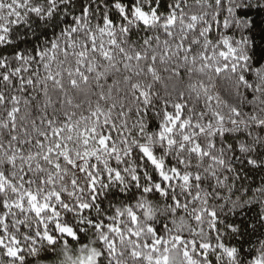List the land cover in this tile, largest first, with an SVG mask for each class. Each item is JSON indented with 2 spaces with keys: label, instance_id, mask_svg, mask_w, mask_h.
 <instances>
[{
  "label": "snow or ice",
  "instance_id": "obj_1",
  "mask_svg": "<svg viewBox=\"0 0 264 264\" xmlns=\"http://www.w3.org/2000/svg\"><path fill=\"white\" fill-rule=\"evenodd\" d=\"M0 264H264V0H0Z\"/></svg>",
  "mask_w": 264,
  "mask_h": 264
}]
</instances>
